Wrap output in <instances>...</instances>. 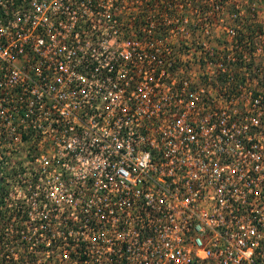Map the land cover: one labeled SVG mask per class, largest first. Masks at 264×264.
Wrapping results in <instances>:
<instances>
[{"label":"built area","instance_id":"2783aa9c","mask_svg":"<svg viewBox=\"0 0 264 264\" xmlns=\"http://www.w3.org/2000/svg\"><path fill=\"white\" fill-rule=\"evenodd\" d=\"M259 7L0 0V264H264Z\"/></svg>","mask_w":264,"mask_h":264},{"label":"rangeland","instance_id":"374dc122","mask_svg":"<svg viewBox=\"0 0 264 264\" xmlns=\"http://www.w3.org/2000/svg\"><path fill=\"white\" fill-rule=\"evenodd\" d=\"M226 2H228L227 4L229 6L234 7L235 6V10H240L241 12H243L244 16H246L245 8H249L250 4L253 3H257L260 5L259 9H258V14L256 15L257 17V22L255 23L256 27V31H259L261 33H264V0H226ZM227 10H230L229 7H227ZM230 13V11L228 12ZM230 16V15H228ZM235 16V15H233ZM250 24H246V26H249ZM254 26V25H253Z\"/></svg>","mask_w":264,"mask_h":264},{"label":"trees","instance_id":"16d2710c","mask_svg":"<svg viewBox=\"0 0 264 264\" xmlns=\"http://www.w3.org/2000/svg\"><path fill=\"white\" fill-rule=\"evenodd\" d=\"M222 1V12H223V15L224 16H228V15H230V16H233V15H235V16H237L238 14H239V12H241L240 10H235V6L234 7H232V6H229L227 3L228 2H226V0H221ZM251 5L252 4H250V6H249V8H245V13H246V16H248L249 14H251L252 13V11H251ZM227 7H229L230 8V10H227L228 8ZM230 11V13H228ZM258 27V26H257ZM257 27H255V28H257ZM257 29H259V28H257ZM256 30V29H255ZM248 41H252V40H248Z\"/></svg>","mask_w":264,"mask_h":264}]
</instances>
